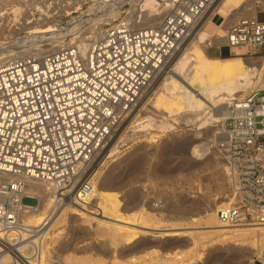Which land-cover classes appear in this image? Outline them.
<instances>
[{
	"label": "built area",
	"instance_id": "obj_1",
	"mask_svg": "<svg viewBox=\"0 0 264 264\" xmlns=\"http://www.w3.org/2000/svg\"><path fill=\"white\" fill-rule=\"evenodd\" d=\"M78 1L83 2L79 9ZM119 1L100 5L105 11L118 4V26L95 25L86 35L85 50L63 43L0 67V172L51 183L60 205L79 204L93 194L90 175L99 149L214 0H169L171 6L154 26L143 25L145 13L132 8V0ZM95 2L27 0L14 28L43 17L90 18L95 8L87 10ZM221 38L227 40L229 55L243 48V56L261 57L264 63V21L258 15L233 22L224 36L211 38L207 49L221 55L224 47L214 45ZM262 77L264 82V65ZM224 113L223 130L213 144L227 165L237 200L220 208L218 218L226 225H264V87L233 100ZM24 185L0 179V232L19 226L15 208L24 197L37 200L18 197ZM27 240L20 233L10 240L0 236V246L26 264L20 249ZM245 264L264 261L252 258Z\"/></svg>",
	"mask_w": 264,
	"mask_h": 264
},
{
	"label": "bare ground",
	"instance_id": "obj_2",
	"mask_svg": "<svg viewBox=\"0 0 264 264\" xmlns=\"http://www.w3.org/2000/svg\"><path fill=\"white\" fill-rule=\"evenodd\" d=\"M9 1L11 0H0V17H8V13H14V16H16L22 10L21 5L14 4L9 7ZM86 1H96L93 5H89L87 10L90 11L95 8L93 12H90L94 16H90V18L82 17L83 14L73 16L70 25L67 24L68 26L62 29H58L59 26L55 28L56 25L51 22L54 21L53 19L44 17L42 20L21 24L19 30L11 28L7 31L6 27L3 28L1 32L4 34L6 32L8 36L21 30H25L26 34L13 40V42L8 41V36L3 40L0 38V67L8 65L11 61L30 51L42 50L43 46H45V41L48 43L46 45H53L52 48H55L61 46L65 43L63 41L68 39L67 43L78 44L85 50L88 46V36H83L86 32L82 31V29L86 30L85 25L88 23L94 24L97 17L105 22H112L114 19L117 20L121 13V10L116 8L118 4H115L114 8L105 11L100 7L103 1L110 0H100L102 1L100 3L98 0ZM81 2H76L75 6L78 5L77 8H80L83 5V2ZM111 2L115 3L117 0H111ZM258 2L264 5V0H214L211 3L200 21L193 27L189 37L180 43L177 51L166 60L162 68L156 71L150 83L139 93L136 104L140 105L143 103L142 108L150 111V113H143L140 110L141 113H138L131 123V128L134 131L145 132L143 136H153L154 133L150 129H153L154 126L160 132H168V130L175 129L177 126H195L196 131L199 133L204 129L210 128L212 132L210 137L215 139V135L223 130L225 106L235 99L244 98L253 91L264 87L262 77L264 63L261 57L243 56L245 51L243 48H233L232 54L227 57L210 56L206 49L212 37L224 36L227 33L224 25L233 20V18H239L241 15L243 17L257 16L256 6ZM130 3L133 6L132 8L145 13L143 25L146 26H154L160 23L164 12L171 6L169 0L164 3L157 0H132ZM39 9H42V5L39 6ZM217 15L223 16L224 21L222 24L214 22V18ZM113 23L115 25L113 24L112 27H116L119 24L117 22ZM129 111L127 113L123 112L122 118ZM155 114L161 116L159 120L157 119L158 121H156ZM135 122L136 124L134 125ZM120 125H117L116 128ZM116 128L114 131H117ZM114 135L115 132L108 141L111 138L113 139ZM108 141L99 149V153L101 152V155L104 154L100 164L105 162L108 156L110 157L116 149L115 146L112 149H108L109 146H105ZM211 142L213 141H210V144L203 142L194 146L193 153L201 156L203 153L206 154L205 151L213 145ZM101 155L98 157L100 158ZM98 161H95L96 167H98ZM222 169L227 174L232 188L233 183L229 176L227 165L223 164ZM93 171L90 176H92L91 181L94 186L93 195L96 193V197L91 198L93 196L90 194L84 198L85 201L82 203H65L62 205L56 199L51 183L31 177L14 176L0 172V179H5L8 182L16 180L25 182L23 193L18 195L19 198L29 195L34 196L38 201L34 206H26L24 203L16 205L15 211L19 226L0 232V236L8 240L17 233H20L23 239H28V246L20 249L25 257L24 261L26 264H50L53 261L50 245L55 241L57 229L67 223L69 212L79 215L78 220L83 223H89L92 218L94 219L91 215L93 212L87 213L85 211L88 209V205L91 206L94 202L102 210L103 217L110 216L112 220H115V223H111L112 221L96 218V233L98 236L105 238L106 242L114 246V248L120 244L130 242L138 235L137 227L135 226H142V228L148 229L151 234H156L157 237L180 236L186 233L180 230L181 228L168 229L166 226L161 225L164 217L159 212H155L160 204L155 203L152 198L147 200L148 207L144 204L137 205L135 199L131 200L130 204H123L120 191L117 190L122 184L118 179L119 177L113 176L110 181L102 182L97 179L99 177V169L94 175ZM236 200L234 189H232V193L226 194L224 192L223 196L210 206L211 208L205 209L197 218L203 219L205 227L209 229L208 233L193 234L192 241L185 247L167 251L164 259L151 261L150 264H191L200 255L197 250L204 245L207 238L210 244H244L246 247L252 248L255 254L264 261V225H259L260 227L255 225H226L222 224L218 218V210L233 204ZM136 248L126 251L131 254L130 260L132 261H137L145 256L150 258L157 251L153 247L150 252L146 251L141 256L137 255ZM123 253L120 255H123ZM13 255H11L9 250L0 246V264H22Z\"/></svg>",
	"mask_w": 264,
	"mask_h": 264
},
{
	"label": "rangeland",
	"instance_id": "obj_3",
	"mask_svg": "<svg viewBox=\"0 0 264 264\" xmlns=\"http://www.w3.org/2000/svg\"><path fill=\"white\" fill-rule=\"evenodd\" d=\"M26 1H9V7L14 4L21 5L22 10L16 16H14V13H8L9 18L7 16L0 17V38L2 40L8 36L6 32L5 34L1 32L2 29L5 27L7 31L11 28L13 29L16 26L15 22L23 17V12H25L24 3ZM256 9L258 18L264 21L263 3L258 2ZM10 11L12 12V10ZM241 17L243 15L239 18H233V20L224 25V28L227 29ZM223 21L222 15H217L214 18V22L217 24H222ZM51 22H54L55 28L59 26L58 29H62L70 25L71 19L65 18ZM113 22H116V19L112 22H105L97 17L94 24L88 23L85 25L86 30L82 29L83 32H86L83 36L86 37L90 33V29L93 26L95 27V25L101 23L115 25ZM25 32V30H22L21 32L12 33V35L8 36V41L13 42V40L23 37L26 34ZM63 42L69 44L67 43L68 39ZM46 44H48L47 41H45V46H43L45 50L51 49L53 46ZM214 45H221L224 47V51L220 55L213 48L206 49L210 56L224 57L223 55L228 53L226 48L227 40L225 38L214 40ZM142 105L143 103L140 105L136 104L123 117L121 125L119 124L120 126L117 127L119 130L116 128L117 131H113V133L115 132L113 139L111 138L105 146H109L108 149H112L115 146L116 149L101 164L100 160L104 154L98 153L95 161L99 160V163H97L98 167H96V162L94 161L93 175L99 169V177L97 176V179L102 182H108L113 179L111 177L118 176L122 184L117 190L120 191L123 204H130V201L135 199L137 205L144 204L148 207L147 200L152 198L155 203L160 204L155 212H159L164 217L161 225L166 226L168 229L181 228L180 230L186 233L180 236L157 237L156 234H151L148 229L142 228V226H135L137 227L138 235L130 242L120 244L114 248V246L106 242L105 238L98 236L96 233V218L112 221L111 223H115V220H112L110 216L103 217L102 210L94 202L93 206L91 204V206L88 205V209L85 211L87 213L93 212L91 215L94 219L92 218L89 223H83L78 220L79 215L69 212L67 223L57 229L55 241L50 245L53 259L50 264H150L151 261L164 259L167 251H171L174 248H182L189 244L192 241L193 234L208 233L209 229L205 227L203 219H197L199 214L201 215L205 209L211 208L210 206L218 198L222 197L224 192L226 194L232 193L229 178L222 169V165L226 163L220 158L217 149L213 146L214 137H210L212 135L210 128L204 129L199 133L196 131L195 126H177L175 129L168 130V132H160L154 126V130L150 129L154 133V138L153 136H143L145 132L140 130L136 132L131 128V123L138 113H150V111L142 108ZM155 117L156 121L161 118L159 114H155ZM210 141H213L211 142L213 145L205 151L206 154L203 153L204 155L202 154L201 156L193 153L194 146L203 142L210 144ZM100 155L101 157L99 158L98 156ZM95 195L96 193L92 194L93 197L91 198L96 197ZM23 203L34 206L38 201L24 197ZM255 226L260 227L259 225ZM149 241L151 242L150 244ZM166 245L167 247H165ZM153 247L157 251L150 258L145 256L137 261L130 260L131 254L126 252L128 249L136 248L137 255L142 256L146 251L150 252ZM122 252H124L123 255H120ZM197 252L200 255L191 264H245L247 260L259 258L252 248L246 247L244 244H210L208 238L205 239L204 245ZM217 258L218 260H216Z\"/></svg>",
	"mask_w": 264,
	"mask_h": 264
},
{
	"label": "trees",
	"instance_id": "obj_4",
	"mask_svg": "<svg viewBox=\"0 0 264 264\" xmlns=\"http://www.w3.org/2000/svg\"><path fill=\"white\" fill-rule=\"evenodd\" d=\"M224 57H227V56H229V54L227 53V54H225V55H223Z\"/></svg>",
	"mask_w": 264,
	"mask_h": 264
}]
</instances>
